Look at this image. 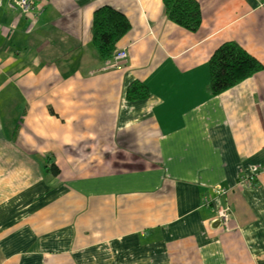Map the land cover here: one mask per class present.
Listing matches in <instances>:
<instances>
[{
    "label": "crops",
    "instance_id": "0c3cea01",
    "mask_svg": "<svg viewBox=\"0 0 264 264\" xmlns=\"http://www.w3.org/2000/svg\"><path fill=\"white\" fill-rule=\"evenodd\" d=\"M197 1L195 31L162 0L0 7V264H264V173L241 182L264 165L263 0ZM102 5L130 23L120 67L91 39ZM231 40L263 69L211 94Z\"/></svg>",
    "mask_w": 264,
    "mask_h": 264
},
{
    "label": "trees",
    "instance_id": "16d2710c",
    "mask_svg": "<svg viewBox=\"0 0 264 264\" xmlns=\"http://www.w3.org/2000/svg\"><path fill=\"white\" fill-rule=\"evenodd\" d=\"M168 19L188 30L195 31L200 25L201 11L197 0H162ZM130 23L119 10L102 5L93 11L91 39L97 54L109 59L116 50L117 40L129 29ZM209 91L218 94L255 72L263 69V64L246 51L236 41L222 42L208 60ZM149 94L147 86L133 80L126 89L129 100L142 99ZM50 170L56 174L58 168L51 164Z\"/></svg>",
    "mask_w": 264,
    "mask_h": 264
},
{
    "label": "built area",
    "instance_id": "2783aa9c",
    "mask_svg": "<svg viewBox=\"0 0 264 264\" xmlns=\"http://www.w3.org/2000/svg\"><path fill=\"white\" fill-rule=\"evenodd\" d=\"M35 1L36 0H0V7L6 3V5L13 10L19 11L20 13L29 14L31 17H35L37 14V9L35 7ZM264 5V0L263 3ZM127 52L124 48L117 49L113 52L112 56L107 59L106 66L108 67H120L123 65V63L126 60ZM258 173H264V165L258 166L255 168L252 174L249 175H243L241 178V182L252 185L254 176ZM228 192L227 188L224 187H216L215 194H225ZM204 202L209 203L210 198L204 197ZM230 210L231 207L228 204L225 205H219L215 211H214V217L212 220L214 222H217L218 225H220L223 228L229 227V221H230Z\"/></svg>",
    "mask_w": 264,
    "mask_h": 264
},
{
    "label": "water",
    "instance_id": "95a60500",
    "mask_svg": "<svg viewBox=\"0 0 264 264\" xmlns=\"http://www.w3.org/2000/svg\"><path fill=\"white\" fill-rule=\"evenodd\" d=\"M215 223H217V222H215ZM218 224V223H217Z\"/></svg>",
    "mask_w": 264,
    "mask_h": 264
}]
</instances>
